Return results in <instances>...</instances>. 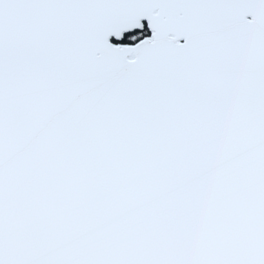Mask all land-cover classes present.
<instances>
[{"label": "snow or ice", "instance_id": "6c2138e0", "mask_svg": "<svg viewBox=\"0 0 264 264\" xmlns=\"http://www.w3.org/2000/svg\"><path fill=\"white\" fill-rule=\"evenodd\" d=\"M0 264H264V0H0Z\"/></svg>", "mask_w": 264, "mask_h": 264}]
</instances>
